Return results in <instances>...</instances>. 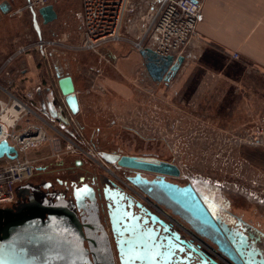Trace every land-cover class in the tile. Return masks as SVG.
<instances>
[{
  "label": "rangeland",
  "instance_id": "1",
  "mask_svg": "<svg viewBox=\"0 0 264 264\" xmlns=\"http://www.w3.org/2000/svg\"><path fill=\"white\" fill-rule=\"evenodd\" d=\"M2 1H7L11 10L7 14L0 12V69L9 57H15L8 66L5 65L9 76L1 75L0 85L8 88L15 97H22L23 90L35 93L39 86L45 88V94L48 92L46 88L55 93L56 73L71 75L81 103V114L76 118L83 128L80 134L86 140L98 129L108 130L109 133L102 135L122 147L116 150L118 154L140 155L145 152L173 162L186 177L204 178L206 183L218 184L254 204L264 200L263 81L253 78L249 81L245 79L247 74L243 76L239 72L241 76H233L238 77L239 83L236 84L219 79L217 74H208L205 82L220 80L214 83L217 92L206 96L194 94L203 75L194 71L193 64L168 85L141 81L137 74L131 81L124 80L112 55L127 54L134 49L128 42H120L109 44L97 53L83 50L74 19L79 0H46L53 6L57 17L46 25L42 24L40 17L37 18L42 39L55 42L43 56L36 48L38 38L25 0H0V3ZM130 17L123 24L122 34L134 41L137 33L133 34L131 21H127ZM142 72L145 74L144 69ZM176 81L183 83L177 86ZM157 85L159 90H156ZM227 86H237L240 92L228 90ZM16 88L23 90L17 92ZM176 91L183 95L187 92L188 96L175 97ZM228 92L231 95H225L226 104L216 105L223 99L219 93ZM0 98L6 99V96L0 93ZM57 102L61 107L58 99ZM36 105L37 98L32 108L35 109ZM61 131L78 133L76 128ZM48 133L51 138L57 137L52 129ZM52 148L53 143L47 142L37 151L29 152L28 157H41L49 154ZM63 156L65 164L62 166L51 158L39 160L48 173L38 174V171L33 182L54 181L55 177L67 174L71 176L68 167L73 166L75 158L68 153ZM98 157L79 160L84 162L85 170H95L96 174L110 177L123 186L129 185L124 176L129 170L103 163ZM258 206L264 209L263 205Z\"/></svg>",
  "mask_w": 264,
  "mask_h": 264
},
{
  "label": "water",
  "instance_id": "2",
  "mask_svg": "<svg viewBox=\"0 0 264 264\" xmlns=\"http://www.w3.org/2000/svg\"><path fill=\"white\" fill-rule=\"evenodd\" d=\"M25 1L29 2V0ZM10 10L11 6L7 1L0 3L2 14H7ZM29 11L32 28L37 38L41 39L37 18L40 17L42 24L46 25L56 19V11L51 4L36 10L31 8ZM138 53L148 77L154 83L167 84L170 82L184 62L182 55L175 58L170 55L163 57L147 47ZM56 78L64 103L70 113L75 116L79 111V104L72 79L69 75L59 73H56ZM47 108L53 117L57 116L51 104H48ZM97 131L109 133L108 130ZM4 157L9 160L17 157L16 150L5 140L0 142V159ZM75 164L80 165V162L77 160ZM110 164L136 173L141 171L161 175H178L177 169L171 164L132 155L118 156ZM104 179L111 183L114 182L110 177H104ZM126 180L135 186H149L142 189L157 201L170 206L175 213L187 216L186 221L197 233L208 237L220 251L237 261L232 250L227 251L223 248V239L219 229L194 191L177 188L162 180L159 182H147L139 178H127ZM97 181L101 182L99 178ZM99 183L97 187L88 183H82L79 186L73 182L69 185L65 183L64 189L61 190L54 188L49 190L51 184L46 181L16 186V197L25 203L14 210L0 208V264H90L88 259L83 258L82 240L86 241L87 252L90 253L94 264H110V247L104 226L100 223L98 216L97 199L103 197L104 200L110 198L113 201V197L110 196V191L106 193L102 184ZM123 216V219L117 221L112 216L109 219L112 233L115 228L121 227L119 224L125 227L121 232L123 243H125V247L122 246L123 251L116 243L118 261L120 264H136V260H140L137 253L142 257L147 255L146 250L156 249L152 246L156 232L152 228L142 231L137 220L132 221L125 214ZM125 218L128 220L126 221ZM34 219L38 221L35 225L31 224ZM154 222L152 221L151 224L154 225ZM156 229L159 230L158 227ZM164 232L165 230H162V233ZM230 241L233 244V241ZM139 242L141 244H138ZM167 244H162V246L166 247ZM139 245L144 247L142 253L134 251L135 246L139 247ZM158 246L156 247H161L160 244ZM170 247H173L172 243ZM160 253L161 251L158 254ZM165 259L159 261V264L168 263L169 259L167 258L166 262ZM152 260L153 257H150L147 263L154 264Z\"/></svg>",
  "mask_w": 264,
  "mask_h": 264
},
{
  "label": "flooded vegetation",
  "instance_id": "3",
  "mask_svg": "<svg viewBox=\"0 0 264 264\" xmlns=\"http://www.w3.org/2000/svg\"><path fill=\"white\" fill-rule=\"evenodd\" d=\"M144 76L145 81L148 80L149 82H152L146 71ZM167 88L168 87L164 89ZM157 89L159 90V85L156 86V90ZM50 92L52 107L57 115L56 119L59 120L62 125H65V127L72 129L78 127L77 129L79 132L80 129L83 130V128H81L80 125L78 126L76 122V117L78 114H80V107L78 113L75 116H73L69 110L67 114L64 108L61 109L57 102L58 99V101H60L63 106L65 104L60 91L57 90V92L54 93V91L50 89ZM26 93H30L32 95V98L29 101V104L32 106V103L36 100V98L38 100V97H36L35 94L30 91H25L23 96ZM187 94V92L184 95L179 94V92L176 91L174 95L175 97L176 95H180L185 98ZM78 99L79 98L77 96V100ZM47 105L48 104L45 103V101L41 102L40 106L39 104L36 105L35 110L38 112H42L46 109L48 110ZM69 115L71 116V120L68 118ZM102 134L103 132L101 131H95L87 141L94 152L107 164L113 166V164H110V162L113 161L114 158L122 155H129L124 153L118 154L116 150L122 149V147L114 145L113 142H110L111 139L107 140L106 135L104 136ZM132 156L144 159H156L160 162H166L173 165L178 171L177 176L161 175L157 173L141 171L138 173L133 171H130L129 173L124 172V176L126 179L139 178V180L147 182H159L162 180L166 183L176 186L177 188L184 190L191 189L194 191L199 201L203 204L204 208H206L207 212L213 219L214 224L219 229L223 239V248L227 251L232 250L234 258L237 259V261L226 255L224 252L220 251L218 246L208 237L197 233L186 221L187 216H184L182 213H175L170 206L165 205L163 202L157 201L142 189L149 186H135L127 180L126 181L129 183V185L127 184L126 186L120 185L115 181L111 183L108 180H105L102 174H96L95 170H85L83 161L78 160L80 165H76L75 162L77 160H74L73 166L68 167L69 169L71 168L69 170L72 173L71 176H69L66 172L67 175L55 177L54 181H45L51 184L49 190L51 188H54L55 190H61L64 189L65 183L66 185H69L72 182L78 186L82 183H88L94 184L95 187H97L99 183L97 178H99L101 180L99 184H102V187L105 189L106 193H109L110 191V196L113 197V201L110 200V198L104 200L103 197H98L97 199L99 204L98 216L100 218V223L104 226L106 237L109 242L110 264H120L118 261L116 243L121 246V250L123 251L122 246L125 247V243H123L121 232L125 227L119 224L121 227L118 229L115 228L114 233H112L110 230L109 219L111 216L116 221L118 219H123V214L127 215V217L129 216L132 221L137 220V224H139L142 231H147L152 228L153 231L156 232V234H154L155 242L152 245L153 248L156 249L150 248L149 250H146L147 255L142 257L137 253V257H139L140 260H136V264H148L147 261L150 259V257H153L152 261L154 264H159V261H162L165 259V257V262L167 258L169 259L168 263L166 262V264H264V209L258 206L261 204L263 205L262 207H264V200L256 201L257 204H254L246 201L242 197L231 194L230 192L226 191L224 187L219 186L218 184L206 183L207 181H205L204 178H191L190 176L186 177L173 162L161 160L160 158L151 154L143 152L140 155L132 154ZM45 173H48L46 168L41 170L38 174ZM136 174H138V176ZM36 176L37 173L34 174V177L28 183L36 184V181L33 182ZM112 184H114V186ZM28 192H30V190H28ZM23 203L25 202L16 198L12 206H10L8 209L14 210L18 206L23 205ZM125 219L126 221L128 220L127 218ZM152 221H155L154 225L151 224ZM33 223L34 225L37 224V219H34L31 222V224ZM157 227L159 230L156 229ZM162 230H165V232L162 233ZM163 238H166L167 240ZM230 240L233 241V244ZM170 242L173 244V247H170ZM82 244L84 249V252L82 253L83 258L88 259L90 264H94L92 262L90 253L87 252L88 247L86 241L82 240ZM138 244H141V242ZM159 244L161 246L160 248H158ZM162 244H167L168 246L164 247ZM143 250L144 247H142V245H139V247L135 246L134 248V251H138L140 253H142ZM159 251H161L160 254H158Z\"/></svg>",
  "mask_w": 264,
  "mask_h": 264
},
{
  "label": "built area",
  "instance_id": "4",
  "mask_svg": "<svg viewBox=\"0 0 264 264\" xmlns=\"http://www.w3.org/2000/svg\"><path fill=\"white\" fill-rule=\"evenodd\" d=\"M45 5L46 0H29L25 6L36 10ZM201 10L202 0H79L74 19L83 50L97 53L109 44L128 42L137 52L147 47L160 56L175 58L183 56L187 45L198 37ZM138 11L144 12V24L139 38L133 41L123 36L122 27L126 18ZM54 44V41L41 38L37 40L36 48L45 56L46 49ZM14 57H9L5 65L8 66ZM230 57L239 59L237 53ZM5 65L0 69V76H9ZM0 93L6 96V99L0 98V142L7 141L17 152L14 160L0 159V208L12 206L17 198L15 187L30 182L35 173L44 169L39 160L51 158L60 164L64 161V153L71 154L75 160L99 158L77 128L79 134L70 131L65 134L61 130L72 128L62 125L57 116L50 121L33 109L29 104L30 93L17 98L1 85ZM62 108L68 114L65 104ZM3 117L8 119L7 122ZM68 118L71 120L70 115ZM49 128L54 130L56 138L49 136ZM47 142L53 143L49 154L38 156L39 159L28 157L29 152L37 151Z\"/></svg>",
  "mask_w": 264,
  "mask_h": 264
},
{
  "label": "crops",
  "instance_id": "5",
  "mask_svg": "<svg viewBox=\"0 0 264 264\" xmlns=\"http://www.w3.org/2000/svg\"><path fill=\"white\" fill-rule=\"evenodd\" d=\"M144 17V12L138 11L134 15V19L131 16L127 20L128 23L131 21L129 24L133 34L137 33V37H133L134 39H138L140 36ZM127 29L129 30V27ZM197 32L198 37L194 38L185 48L183 53L184 62L170 82L190 64H193L194 71L203 75L200 85L195 88V92L193 91L194 94H204L206 96L217 92L214 83H218L220 80L213 82V80L208 79L205 82V75L208 74H217L219 79L231 80L233 83L238 84V77L236 79L233 76L236 74V76H241L238 75L240 72L243 76L247 74L248 77H245V79L249 81L250 78H253L255 81L264 82V0H202ZM207 50L214 54L204 57V52ZM232 53H237L239 59H231L230 55ZM117 55V53H113L112 58L115 60L113 62L117 64L118 73L124 80L131 81L137 74L142 78V81H145V74L142 72V69H144L143 61L137 51L131 50L130 53L118 55L120 58ZM138 68H140V71H138ZM69 76L71 77V75ZM178 81H176V85L181 86L183 81L181 83ZM72 82L75 86L73 80ZM170 82L162 84L168 85ZM110 84H113V82ZM55 85L57 90L60 91L57 86V78L55 79ZM44 89L39 86L35 93L32 92L38 97L37 104L40 106L41 102L45 101V103L52 105L50 89L46 88V91H48L46 94L43 91ZM227 89L240 92V88L237 86L236 88L227 86ZM21 90L23 89L19 88L17 92H21ZM23 91L27 92L28 90ZM219 95H222L223 99L221 103L217 102L216 105H225V99H227L225 95H231V93H219ZM78 102L81 114L80 99H78ZM39 113L44 118L50 121L53 120L51 112L47 109ZM223 117L225 118V115ZM76 122L78 126H81L77 118ZM64 164L65 160L58 165L62 166Z\"/></svg>",
  "mask_w": 264,
  "mask_h": 264
},
{
  "label": "trees",
  "instance_id": "6",
  "mask_svg": "<svg viewBox=\"0 0 264 264\" xmlns=\"http://www.w3.org/2000/svg\"><path fill=\"white\" fill-rule=\"evenodd\" d=\"M212 54H214L213 52L207 50L204 52V57H207V56H211Z\"/></svg>",
  "mask_w": 264,
  "mask_h": 264
},
{
  "label": "bare ground",
  "instance_id": "7",
  "mask_svg": "<svg viewBox=\"0 0 264 264\" xmlns=\"http://www.w3.org/2000/svg\"><path fill=\"white\" fill-rule=\"evenodd\" d=\"M41 38H42V37H41ZM3 120L6 121V120H8V119H7L6 117H3ZM6 122H7V121H6Z\"/></svg>",
  "mask_w": 264,
  "mask_h": 264
}]
</instances>
